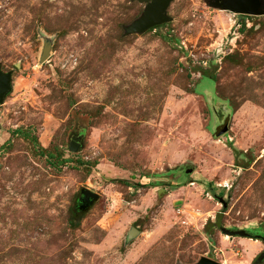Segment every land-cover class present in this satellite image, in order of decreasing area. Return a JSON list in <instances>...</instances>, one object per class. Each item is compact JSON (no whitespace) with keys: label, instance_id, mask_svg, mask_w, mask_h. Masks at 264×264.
<instances>
[{"label":"rangeland","instance_id":"rangeland-1","mask_svg":"<svg viewBox=\"0 0 264 264\" xmlns=\"http://www.w3.org/2000/svg\"><path fill=\"white\" fill-rule=\"evenodd\" d=\"M145 4L0 0V264H264V14Z\"/></svg>","mask_w":264,"mask_h":264},{"label":"water","instance_id":"water-1","mask_svg":"<svg viewBox=\"0 0 264 264\" xmlns=\"http://www.w3.org/2000/svg\"><path fill=\"white\" fill-rule=\"evenodd\" d=\"M139 2H146L145 7L141 15L135 19L129 26L125 28L126 33L143 32L157 25H161L170 20L166 15L167 7L171 0H138ZM207 3L211 7L219 8L222 10L230 11L234 14L248 15V16H260L264 14V0H207ZM49 53V46L44 45L40 61H45ZM12 90L11 86V72H3L0 68V105L4 98ZM229 129L228 121L215 131V136H220L226 133ZM80 144L72 140L69 143V151L77 152ZM190 171L187 170L186 173ZM192 181V180H191ZM98 199V194L90 189L83 188L80 193L79 208H86L90 206L94 201ZM220 202L225 205L221 197L218 198ZM222 233L230 236L240 235L245 236L246 233L243 230L232 231L225 228H220ZM136 228H132L128 232V238H131L138 233ZM264 258L262 253L259 259ZM195 264H219L217 261L202 257Z\"/></svg>","mask_w":264,"mask_h":264},{"label":"trees","instance_id":"trees-1","mask_svg":"<svg viewBox=\"0 0 264 264\" xmlns=\"http://www.w3.org/2000/svg\"><path fill=\"white\" fill-rule=\"evenodd\" d=\"M241 16H244V17H246V16H248V15H241ZM20 132V130H15V131H13V133H19ZM42 151H43V153L44 154H46L51 160L52 159H59V161H57V165L59 166V165H61V164H63V163H65L67 160L66 159H62L61 158V156H57V157H54L53 156V154L52 153H50V151H48L47 149H42ZM60 157V158H59ZM198 181V184L199 185H201L204 189H206L207 191H210V192H212L213 193V190L211 189V187H212V184H211V182L210 181H205V180H203V179H200V180H197Z\"/></svg>","mask_w":264,"mask_h":264}]
</instances>
